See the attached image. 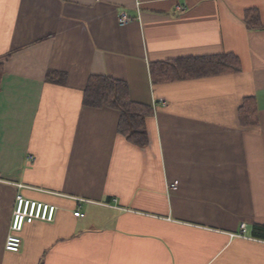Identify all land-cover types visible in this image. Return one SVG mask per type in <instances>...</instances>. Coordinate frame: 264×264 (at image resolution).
Here are the masks:
<instances>
[{
	"label": "crops",
	"instance_id": "crops-1",
	"mask_svg": "<svg viewBox=\"0 0 264 264\" xmlns=\"http://www.w3.org/2000/svg\"><path fill=\"white\" fill-rule=\"evenodd\" d=\"M226 53L238 70L152 80ZM0 63V264H264V0H0ZM93 75L152 108L146 145L83 103ZM18 194L57 211L10 251Z\"/></svg>",
	"mask_w": 264,
	"mask_h": 264
},
{
	"label": "trees",
	"instance_id": "trees-1",
	"mask_svg": "<svg viewBox=\"0 0 264 264\" xmlns=\"http://www.w3.org/2000/svg\"><path fill=\"white\" fill-rule=\"evenodd\" d=\"M239 69L238 57L232 53L217 54L200 58H182L171 62H159L150 66L153 81H169L189 77L220 74ZM49 71L47 79L52 80ZM2 64L0 63V79ZM83 103L92 107L107 106L119 111L118 133L130 143L144 146L148 142L145 127L146 117L152 112L148 105L132 101L128 96L127 84L123 80L107 76H90L83 93ZM255 107L251 99L246 100L240 120L253 123Z\"/></svg>",
	"mask_w": 264,
	"mask_h": 264
},
{
	"label": "built area",
	"instance_id": "built-area-1",
	"mask_svg": "<svg viewBox=\"0 0 264 264\" xmlns=\"http://www.w3.org/2000/svg\"><path fill=\"white\" fill-rule=\"evenodd\" d=\"M119 23L121 25L126 24L129 21V17L125 13L119 15ZM159 102L163 103L162 99ZM177 185L174 182L171 186ZM57 206L49 203L37 202L24 198L18 194L15 198L14 207L12 210L11 222L9 226V232L6 237L5 248L10 251H18L21 238L18 232L22 230L23 226L28 223H32L36 220L52 222L55 219ZM75 216H82L83 214L79 210L74 211ZM246 232V224L242 223L240 231L237 234L244 236Z\"/></svg>",
	"mask_w": 264,
	"mask_h": 264
}]
</instances>
